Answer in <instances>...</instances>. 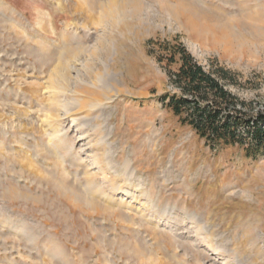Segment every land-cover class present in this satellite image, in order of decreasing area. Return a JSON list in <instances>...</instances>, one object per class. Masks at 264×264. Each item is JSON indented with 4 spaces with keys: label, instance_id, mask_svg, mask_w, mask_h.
Segmentation results:
<instances>
[{
    "label": "rangeland",
    "instance_id": "rangeland-1",
    "mask_svg": "<svg viewBox=\"0 0 264 264\" xmlns=\"http://www.w3.org/2000/svg\"><path fill=\"white\" fill-rule=\"evenodd\" d=\"M109 1L0 0V264H264V155L159 100L181 44L264 110V0H194L195 35Z\"/></svg>",
    "mask_w": 264,
    "mask_h": 264
},
{
    "label": "trees",
    "instance_id": "trees-1",
    "mask_svg": "<svg viewBox=\"0 0 264 264\" xmlns=\"http://www.w3.org/2000/svg\"><path fill=\"white\" fill-rule=\"evenodd\" d=\"M168 59L178 62L169 72L175 90L159 100L180 124L189 126L213 150L235 146L247 157L264 155V110L248 113L245 102L226 87L235 84L229 71L205 69L181 44Z\"/></svg>",
    "mask_w": 264,
    "mask_h": 264
},
{
    "label": "bare ground",
    "instance_id": "bare-ground-1",
    "mask_svg": "<svg viewBox=\"0 0 264 264\" xmlns=\"http://www.w3.org/2000/svg\"><path fill=\"white\" fill-rule=\"evenodd\" d=\"M107 4L112 16L115 12L118 16L125 15V13L129 12L127 8H130L129 13L132 15H139L143 7H145L142 0H110ZM159 4V12L162 14L160 15L161 20L184 25L191 30L190 32L193 35L199 32V29H212L213 25H217L216 23H212V13L198 6L194 0H163ZM218 28L222 31L223 36V27L218 25ZM125 164L127 166L128 162L126 161Z\"/></svg>",
    "mask_w": 264,
    "mask_h": 264
}]
</instances>
